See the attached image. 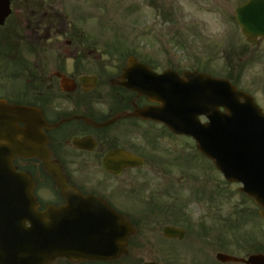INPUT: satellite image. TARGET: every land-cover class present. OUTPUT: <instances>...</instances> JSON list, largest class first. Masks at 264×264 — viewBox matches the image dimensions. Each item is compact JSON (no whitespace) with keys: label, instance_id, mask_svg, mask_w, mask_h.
Masks as SVG:
<instances>
[{"label":"flooded vegetation","instance_id":"1","mask_svg":"<svg viewBox=\"0 0 264 264\" xmlns=\"http://www.w3.org/2000/svg\"><path fill=\"white\" fill-rule=\"evenodd\" d=\"M8 1L9 14L0 21V100L36 114L35 145L42 149L36 153L56 163L68 185L101 198L136 227L121 264H140L145 253L141 242L159 238L163 225L183 229L184 248L201 230L207 244L197 251L200 264H249L253 256L264 264V238L246 248L220 247L215 223L207 218L199 224L200 219L188 218L183 207L173 213L169 205L165 212L146 216L144 194L153 177L170 187L184 177L182 159L166 160L161 149L182 148L187 139L159 122L133 115L136 107L158 104L125 86L120 76L127 59L107 57L106 44L92 37L87 21L65 9L63 0ZM138 60L157 71L150 60ZM18 128L22 132L24 123ZM20 140L26 145L24 156L14 164L33 177L39 206L62 204L43 163L28 151L33 150L27 148L28 136ZM129 159L141 162L131 166L125 162ZM166 241V264H188V250L174 249L177 239ZM218 252L243 261L220 262Z\"/></svg>","mask_w":264,"mask_h":264},{"label":"water","instance_id":"2","mask_svg":"<svg viewBox=\"0 0 264 264\" xmlns=\"http://www.w3.org/2000/svg\"><path fill=\"white\" fill-rule=\"evenodd\" d=\"M3 1L5 10L7 1ZM236 20L247 41L264 38V0H250L238 8ZM133 66L144 69L130 62L124 77ZM131 73L135 75L133 70ZM183 76L188 86L182 92L172 89L171 112L164 106L162 92L152 84L139 83L136 76L131 88L163 104L157 111L145 109L138 114L192 136L199 152L214 162L227 181L242 184L239 191L260 206L259 214L264 219V114L249 96L225 80L196 72ZM22 112L21 108L0 105V264H50L58 258L70 262L117 259L126 251L131 226L102 200L83 196L67 186L58 169L46 159L45 167L66 202L60 207L37 209L31 178L12 166L13 157L23 155L22 146L14 138ZM199 115H205L209 122L199 124ZM170 233L174 236L178 231L163 229L165 237Z\"/></svg>","mask_w":264,"mask_h":264},{"label":"rangeland","instance_id":"3","mask_svg":"<svg viewBox=\"0 0 264 264\" xmlns=\"http://www.w3.org/2000/svg\"><path fill=\"white\" fill-rule=\"evenodd\" d=\"M243 1L67 0L69 9L75 14L90 19L87 22L92 32L103 33L102 39L106 44L117 42L120 48L133 49L135 56L152 59L160 69L166 67L165 64H173L177 69H193L224 76L229 69L228 62H238L239 67L230 66V70L234 71L235 80L264 107V42L249 49L250 46L244 43L233 20L234 9ZM165 11L168 16H165ZM234 51L237 55L235 58L232 55ZM125 55L123 53L122 57ZM246 58L247 60L242 62ZM240 62L243 65L238 72ZM186 149L184 151L187 163L186 181L179 187L189 191L192 187L190 178L196 175L199 181L196 185L207 193H215V196L219 197L215 205L209 209L212 217L236 219L238 217L236 212L248 206L249 210L243 212L244 217L254 218V224L258 225L254 214L256 205L237 190L239 185L225 186L222 184V178L219 180L216 176L213 178L218 184L213 185L211 181L208 184L203 183L202 177L206 179L209 176L205 161L194 150L191 142ZM167 151L162 149L161 153L164 155ZM175 186L178 187V183ZM200 188L193 186L192 198L185 200L192 202L189 208H195L199 213H203L206 210V195ZM155 191L160 192L156 194ZM165 191L163 184L161 187L152 188L150 196L153 206L158 204L157 199L165 195ZM178 192L180 193L179 189ZM238 233L244 235L245 230L243 228L239 232L235 230L232 234L228 231L223 237L228 238L230 234L231 237L237 236ZM158 242L162 244L164 241ZM200 242L196 239L194 244L198 246ZM152 246L156 244L153 243ZM145 250L151 251L152 247L147 245ZM153 254L155 253H151V256ZM151 259L164 261L162 256Z\"/></svg>","mask_w":264,"mask_h":264}]
</instances>
